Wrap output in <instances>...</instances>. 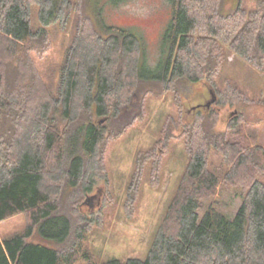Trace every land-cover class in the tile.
<instances>
[{
	"label": "trees",
	"instance_id": "obj_1",
	"mask_svg": "<svg viewBox=\"0 0 264 264\" xmlns=\"http://www.w3.org/2000/svg\"><path fill=\"white\" fill-rule=\"evenodd\" d=\"M78 1L0 0V221L27 216L23 231L0 237V264L74 263L81 234L73 226L71 200L62 206L61 199L71 189L85 195L92 189L89 173L99 157L104 122L123 115V94L146 83L168 89L213 77L224 59L218 42L256 68L264 67V0L247 8L238 0L229 11L224 0H170L156 66L144 63V43L134 33L97 24L86 13L66 49L56 93L40 94L38 81L33 84L22 74L20 59L40 46L47 27L65 24ZM13 70L19 75L6 100L13 106L7 107L3 88ZM82 113L87 117L80 119ZM193 129L196 138L198 128ZM206 143V137L187 140L185 173L146 255L98 264H264L263 149L221 143L231 149L226 156L233 163L231 174L244 184L229 217L215 197L220 174L209 168ZM85 260L97 264L89 254Z\"/></svg>",
	"mask_w": 264,
	"mask_h": 264
},
{
	"label": "rangeland",
	"instance_id": "obj_2",
	"mask_svg": "<svg viewBox=\"0 0 264 264\" xmlns=\"http://www.w3.org/2000/svg\"><path fill=\"white\" fill-rule=\"evenodd\" d=\"M121 1L117 5L108 0L75 2L65 24L47 27V36L40 46L23 53L22 74L33 84L38 81L40 94L56 93L66 49L86 13L97 24L134 33L144 43V63L156 66L161 56L162 35L171 17L170 0ZM237 2L224 0V11L233 10ZM255 2L243 0L241 5L247 8ZM31 20L36 28V9ZM218 45L222 46L224 59L216 75L204 76L196 82H177L168 89L154 83L143 84L135 92L123 94L124 101L119 103L123 115L119 119L104 122L107 128L98 147L99 157L89 173L93 177L92 189L88 195L80 188L71 189V194L61 199L62 206L71 200L73 226L81 234L80 247L75 244L73 264H86L87 254L97 264L111 258L146 255L185 173L189 137L190 140L206 137L203 146L208 153L209 168L220 174L215 197L228 216H234L241 200L236 193L244 184L238 182L235 173L231 174L233 163L226 162L231 149L221 143L228 140L247 149L260 147L263 159L264 67L256 68L226 43ZM18 75L17 71H11L3 88L7 107L13 106L6 100ZM210 100L207 107L203 106ZM111 106L114 109V104ZM82 117L87 115L82 113ZM98 119L103 118L95 120ZM193 128H198L196 138ZM26 224L25 213L4 219L0 221V237L21 232ZM74 234L71 241L76 237Z\"/></svg>",
	"mask_w": 264,
	"mask_h": 264
},
{
	"label": "water",
	"instance_id": "obj_3",
	"mask_svg": "<svg viewBox=\"0 0 264 264\" xmlns=\"http://www.w3.org/2000/svg\"><path fill=\"white\" fill-rule=\"evenodd\" d=\"M210 102H211V100H210V101H208L207 105H209V104H210Z\"/></svg>",
	"mask_w": 264,
	"mask_h": 264
}]
</instances>
